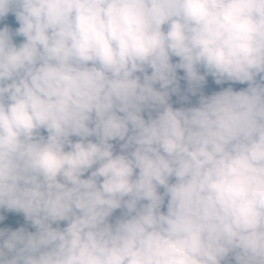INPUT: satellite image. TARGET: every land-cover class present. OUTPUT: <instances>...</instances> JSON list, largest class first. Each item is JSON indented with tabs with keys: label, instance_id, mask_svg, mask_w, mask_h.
<instances>
[{
	"label": "clouds",
	"instance_id": "9594fccd",
	"mask_svg": "<svg viewBox=\"0 0 264 264\" xmlns=\"http://www.w3.org/2000/svg\"><path fill=\"white\" fill-rule=\"evenodd\" d=\"M9 13L0 222L34 230L0 228V264H264V0Z\"/></svg>",
	"mask_w": 264,
	"mask_h": 264
},
{
	"label": "rangeland",
	"instance_id": "374dc122",
	"mask_svg": "<svg viewBox=\"0 0 264 264\" xmlns=\"http://www.w3.org/2000/svg\"><path fill=\"white\" fill-rule=\"evenodd\" d=\"M4 25H8L10 26L13 30L17 27H19L18 23L15 21V16L12 13H9L7 17H5V19L0 22V27H3ZM17 42H19L20 39L22 38H16ZM180 75H182V73H180ZM184 82L181 81V87L183 89L184 87ZM228 86H232L235 90H240L242 88L247 87V85H240V84H233V85H229V84H223V85H216L212 78L209 77L207 79V83L203 89L204 93L207 94H211L214 91H219L222 88L228 87ZM196 97H191L192 103L196 102ZM178 98L176 96L172 97V103L174 107H180L181 105L177 102ZM162 191V190H161ZM6 216V219L3 222H0V228H11L13 230H15L16 228L19 227H26L28 228V230L33 231L34 229L31 228V226L29 224H27L22 216V214H15V213H3ZM115 215H119V211L115 214Z\"/></svg>",
	"mask_w": 264,
	"mask_h": 264
}]
</instances>
